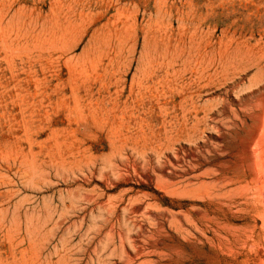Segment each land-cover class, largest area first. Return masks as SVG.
I'll list each match as a JSON object with an SVG mask.
<instances>
[{
    "label": "rangeland",
    "instance_id": "obj_1",
    "mask_svg": "<svg viewBox=\"0 0 264 264\" xmlns=\"http://www.w3.org/2000/svg\"><path fill=\"white\" fill-rule=\"evenodd\" d=\"M261 96L264 0H0V264H264Z\"/></svg>",
    "mask_w": 264,
    "mask_h": 264
},
{
    "label": "bare ground",
    "instance_id": "obj_2",
    "mask_svg": "<svg viewBox=\"0 0 264 264\" xmlns=\"http://www.w3.org/2000/svg\"><path fill=\"white\" fill-rule=\"evenodd\" d=\"M199 48V47H198ZM202 48V47H201ZM200 49V48H199ZM216 49V48H215ZM202 50V49H201ZM200 50V51H201ZM211 50V49H210ZM227 51V50H226ZM229 51H231V50H229ZM252 51V50H251ZM206 52H213V51H206ZM197 53V52H196ZM207 53V54H208ZM209 53V54H210ZM198 55H199V53H197ZM207 54H205V55H207ZM229 54V53H228ZM257 54V53H256ZM212 55V54H211ZM227 55V54H226ZM207 56H209V55H207ZM214 56H215V54H214ZM197 57V56H196ZM196 57H195V59H196ZM240 57V60L239 61H242V62H244V61H247V60H249L250 58H251V53L249 52V51H247V52H244V53H242V55H240L239 56ZM194 58V57H193ZM215 58H216V56H215ZM198 59V58H197ZM206 59V58H205ZM204 59V60H205ZM186 60V59H185ZM192 60V59H191ZM190 60V61H191ZM214 60V59H213ZM228 60V59H227ZM174 61V60H173ZM179 61V60H178ZM187 61V60H186ZM185 61V62H186ZM217 61V60H216ZM176 62V61H175ZM188 62V61H187ZM193 62V61H192ZM195 62H197L196 60H195ZM205 62V61H204ZM174 63V62H173ZM189 63V62H188ZM176 64V63H175ZM215 64V63H214ZM223 64V63H222ZM177 65V64H176ZM175 65V66H176ZM197 65H198V63H197ZM191 66H192V64H191ZM199 66V65H198ZM207 66V65H206ZM196 67V69H197V66H195ZM175 68V67H174ZM183 68H184V66H183ZM200 68V67H199ZM203 69V68H202ZM172 72H173V70H171ZM179 72H181V71H179ZM166 73V72H165ZM183 73V72H182ZM197 74H198V72H196ZM170 74V73H169ZM201 74V73H200ZM205 74V73H204ZM241 75V74H240ZM174 76V75H173ZM165 77V76H164ZM169 77V76H168ZM170 77H172V76H170ZM179 77H180V74H179ZM179 77H178V79H179ZM200 77H201V75H200ZM163 78V77H162ZM175 76H174V80H175ZM206 78V77H205ZM170 79V78H169ZM177 79V78H176ZM177 79V80H178ZM193 79V78H192ZM165 80V79H164ZM180 80V79H179ZM186 80V79H185ZM194 80H195V77H194ZM171 81H172V79H171ZM181 81V80H180ZM165 82V81H164ZM163 82V79H162V83H164ZM167 82H168V80H167ZM196 82V81H195ZM194 82V83H195ZM185 83V82H184ZM188 83V82H187ZM200 83H202V82H200ZM166 84V83H165ZM178 84V83H177ZM177 84H176V86H177ZM180 84H182V83H180ZM169 85V84H168ZM171 86V85H170ZM181 86V85H180ZM262 86V85H261ZM185 87V86H184ZM258 87V86H257ZM173 88V87H172ZM176 89V88H175ZM165 90V89H164ZM181 91V90H180ZM164 92V91H163ZM262 95V94H261ZM159 97V96H158ZM165 97V96H164ZM191 97V96H190ZM193 97V96H192ZM191 97V98H192ZM259 97V96H258ZM262 98V96L260 97V100H262L261 99ZM165 99V98H164ZM258 99V98H257ZM159 101V100H158ZM262 101H264V99L262 100ZM261 101V102H262ZM199 102H200V100H199ZM190 103H191V101H190ZM255 103V102H254ZM256 103H258V101L256 102ZM253 105V104H252ZM258 105L259 106H261V105H263L264 106V103L262 102V104H260V101H259V103L258 104H256V105H254L255 107H257V108H260V107H258ZM254 107V108H255ZM188 108V107H187ZM162 109V108H161ZM260 109H262V112H263V114H262V116L260 117V116H256V117H260L261 119L260 120H258L259 121V124H258V126H256V128H255V131H254V133L251 135V137H250V139H249V141L247 142V144L248 145H251V148H252V150L255 152V154H258L259 155V158H260V160H261V163L262 162H264V161H262V158L264 159V107H261ZM240 110H242V109H240ZM239 110V111H240ZM249 110H250V107H249ZM255 110H258V109H255ZM163 111H164V107H163ZM248 111V110H247ZM246 111V112H247ZM167 112V111H166ZM173 112V111H172ZM234 112V111H233ZM245 112V111H244ZM235 113V112H234ZM166 115V114H165ZM168 115V114H167ZM233 115V114H232ZM236 115V114H235ZM184 116V115H183ZM253 116V115H252ZM236 116H234V118H235ZM255 117V116H254ZM255 117V118H256ZM186 119V118H185ZM236 119H238V118H236ZM257 119V118H256ZM259 119V118H258ZM173 120H175V119H173ZM177 120V119H176ZM232 121V120H231ZM236 121V120H235ZM234 122V121H233ZM230 123V122H229ZM185 124V123H184ZM234 124H235V122H234ZM178 125V124H177ZM176 125V126H177ZM192 125V124H191ZM237 125V124H236ZM235 126H232V128H234ZM237 127V126H236ZM235 127V128H236ZM238 128V127H237ZM241 140V139H240ZM243 140V139H242ZM195 144V143H194ZM241 144V143H240ZM247 147V146H246ZM249 147V146H248ZM247 151V150H246ZM253 153V152H252ZM252 156H253V154H251ZM242 156V155H241ZM240 156V157H241ZM195 157V156H194ZM243 157V156H242ZM256 157H257V155H256ZM194 159V158H193ZM196 159V158H195ZM257 159V158H256ZM257 160H259V159H257ZM259 160V161H260ZM227 162V161H226ZM194 163H195V161H194ZM227 164V163H226ZM248 164V163H247ZM251 164V163H250ZM250 164H248V165H250ZM264 164V163H263ZM263 164H261V165H263ZM193 165H195V164H193ZM247 165V166H248ZM261 165H260V168H261ZM252 166H253V164H252ZM255 166V165H254ZM195 168H196V166H194ZM234 167V166H233ZM264 167V166H263ZM234 168H236V167H234ZM239 168V167H238ZM249 168V167H248ZM194 169V168H193ZM224 169V168H223ZM225 169H226V167H225ZM224 169V170H225ZM228 169V168H227ZM250 169V168H249ZM222 170V169H221ZM223 170V171H224ZM253 170H254V168H253ZM264 170V169H263ZM263 170H261V172L263 171ZM254 171H252V173H253ZM213 173H215V171H213ZM216 173H219L218 171L216 172ZM225 173V172H224ZM263 173V172H262ZM221 174V173H220ZM259 174H261L260 172L258 173V175ZM208 175V174H207ZM262 175V174H261ZM199 176H200V174H199ZM210 177H211V175H209ZM230 176V175H229ZM229 176H227V178L229 177ZM257 176V175H256ZM256 176H254V175H252V177H251V183H256L257 185H258V187H257V185L255 186V189H257V190H260V189H258L259 187L260 188H264V176L262 177V176H260V179L259 178H257ZM195 177H197L198 178V175L197 176H195ZM222 177H224V175L222 176ZM262 177V178H261ZM232 178V177H231ZM234 178V177H233ZM212 179V178H211ZM215 179V178H214ZM229 179V178H228ZM241 179V178H240ZM234 180V179H233ZM250 180V179H249ZM218 181V180H217ZM225 181V180H224ZM235 181H237V179L235 180ZM241 181V180H240ZM194 182V181H193ZM197 182V181H196ZM211 182V181H210ZM219 182V181H218ZM234 182V181H233ZM195 183V182H194ZM200 183V182H199ZM199 183H198V185H199ZM201 183H202V181H201ZM200 183V187L203 185V183L201 184ZM206 183V182H205ZM214 183V182H213ZM212 183V184H213ZM222 183H225V182H222ZM228 183H232L231 182V179H230V181L228 182ZM191 184H193V183H191ZM210 183H208V185H209ZM215 184H216V182H215ZM226 184V183H225ZM224 184V185H225ZM240 184V183H239ZM193 185H195V184H193ZM198 185H195V186H197L198 187ZM214 185V184H213ZM213 185L211 186L210 185V187L212 188L213 187ZM222 184H220V186H221ZM250 185V184H249ZM189 186H191V185H189ZM195 186H193V189H196L197 187H195ZM216 186V185H215ZM238 187L237 188H240V187H243V186H241V184L240 185H237ZM158 187V186H157ZM180 187V186H179ZM203 187V186H202ZM207 187V186H206ZM205 187V188H206ZM218 187H219V185H218ZM222 187V186H221ZM176 188V187H175ZM204 188V189H205ZM235 188V187H234ZM233 188V189H234ZM244 188V192L246 191V192H248L247 190H249L248 188H247V186H246V188H247V190H245L246 188L245 187H243ZM250 189H251V187H249ZM191 189H192V187H191ZM191 189H188V190H191ZM210 189V188H209ZM214 189V188H213ZM212 189V190H213ZM219 189V188H218ZM229 189V188H228ZM242 189V188H241ZM199 190H200V188H199ZM206 190V195L207 196H209V191H208V189H205ZM226 190H227V188H226ZM232 190V189H231ZM243 190V189H242ZM194 191L195 190H193V193H194ZM215 191V190H214ZM225 191V190H224ZM229 191H230V189H229ZM229 191H228V193H229ZM253 191H254V188H253ZM256 191V190H255ZM188 192H190V191H188ZM197 192V194H198V192H200V191H196ZM210 192H211V190H210ZM217 192V191H216ZM225 192H227V191H225ZM236 192V191H235ZM240 192V191H239ZM238 192V193H239ZM191 193V192H190ZM212 193V192H211ZM210 193V194H211ZM219 193V192H218ZM231 193H234V192H231ZM230 193V194H231ZM238 193H237V195H238ZM241 193H243L242 191H241ZM240 193V194H241ZM200 194H204V190H202V193H200ZM214 194V195H213ZM212 195L214 196L213 197V199L215 200V202L217 203L216 205L218 206V205H220L222 202H220L219 201V199H218V195H215L216 193L214 192ZM221 192L219 193V196H221ZM229 194V195H230ZM235 195H236V193H234ZM233 194V195H234ZM264 194V193H263ZM224 195V194H223ZM229 195H227L228 196V199H229V197H231V196H229ZM234 195V196H235ZM254 195V194H253ZM252 195V196H253ZM257 195H259L260 196V194H259V192H258V194ZM193 196H195V195H193ZM197 196V195H196ZM195 196V197H196ZM203 196V195H202ZM202 196H200V198L202 197ZM205 196V195H204ZM224 196H226V195H224ZM227 196H226V198H227ZM242 196V195H241ZM256 196V195H255ZM262 196H264V195H261V197ZM222 197V196H221ZM220 197V198H221ZM246 197V196H245ZM248 197H251V195H249ZM198 198V197H197ZM206 198V197H205ZM225 198V197H224ZM232 198H233V196H232ZM263 198V197H262ZM198 200V199H197ZM200 200V199H199ZM206 200V199H205ZM236 200V199H235ZM241 200H242V198H241ZM232 202V201H231ZM240 202V201H239ZM243 202V201H242ZM246 202V201H245ZM248 202V201H247ZM253 202V201H252ZM227 203H229V202H227ZM264 203V202H263ZM223 204H224V201H223ZM234 204H235V202H234ZM254 204H256V203H254ZM258 204H261V202L260 203H258ZM262 205V204H261ZM228 206V205H227ZM231 206H234V205H232V203H231ZM230 207V206H229ZM237 208V207H236ZM239 208V207H238ZM244 209V208H243ZM225 210V209H224ZM239 210V209H238ZM237 210V211H238ZM249 210V209H248ZM234 211H236V210H234ZM243 211V210H242ZM239 212V211H238ZM186 214V213H185ZM256 216H259L258 218H260V217H262V216H260V215H256ZM210 218V217H209ZM207 218H205V220H206ZM218 221V220H217ZM262 221V220H261ZM215 222V221H214ZM264 223V222H263ZM174 225V224H173ZM209 225V224H208ZM218 225V224H217ZM216 225V226H217ZM219 225H221V224H219ZM209 226H211V224L209 225ZM224 227V226H223ZM222 226H218V228H223ZM226 227V226H225ZM224 227V228H225ZM233 228V227H232ZM233 229H235V227L233 228ZM208 230V229H207ZM227 230V229H226ZM241 230V229H240ZM203 231V230H202ZM215 231V230H214ZM213 231V232H214ZM220 231V230H219ZM244 231V230H243ZM246 231V230H245ZM244 231V232H245ZM201 232V231H200ZM216 232V231H215ZM224 232H225V230H224ZM199 233V232H198ZM203 233V232H202ZM202 233H200V234H202ZM206 233V232H205ZM217 233V232H216ZM218 234V233H217ZM236 234V233H235ZM238 234V233H237ZM252 234V233H251ZM151 235V234H150ZM232 235V234H231ZM239 235V234H238ZM245 235V234H244ZM203 236L205 237V235L203 234ZM220 236H221V234H220ZM250 236V235H249ZM149 237V236H148ZM185 238V237H184ZM189 238V237H188ZM219 238V237H218ZM225 238V236L223 235V239ZM226 238H227V236H226ZM252 238V237H251ZM250 238V239H251ZM208 239V238H207ZM206 239V240H207ZM221 239V238H220ZM211 241V240H210ZM229 241V240H228ZM254 241V240H253ZM209 242V241H208ZM245 244H243V246H244ZM251 245H253V243L251 244ZM259 245V244H258ZM257 246V245H256ZM141 247V246H140ZM146 247V246H145ZM252 247V246H251ZM254 247V246H253ZM143 248V247H142ZM141 248V249H142ZM230 248V247H229ZM140 251H142L141 253H142V255H143V250H140ZM141 253L139 252V254L141 255ZM146 253V252H145ZM138 258L139 256H138V254L135 256V258ZM134 259V258H133ZM260 259V258H259ZM131 260V259H130Z\"/></svg>",
    "mask_w": 264,
    "mask_h": 264
}]
</instances>
